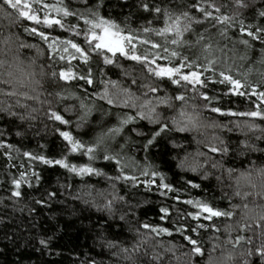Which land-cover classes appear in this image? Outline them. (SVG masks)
<instances>
[{
  "label": "trees",
  "instance_id": "1",
  "mask_svg": "<svg viewBox=\"0 0 264 264\" xmlns=\"http://www.w3.org/2000/svg\"><path fill=\"white\" fill-rule=\"evenodd\" d=\"M63 2L70 11H83L85 7L94 5L96 0H87V4L85 0ZM151 2L160 4L161 0ZM193 2L194 0H164V3L171 7L191 5ZM248 2L250 7L243 11V15L247 18L246 22H253L251 20L253 14L264 9V0ZM215 3L222 5L223 11L232 10V0H215ZM140 4L141 0H104L101 13L118 23H126L135 30L152 19L143 12ZM15 15V12H11L7 7L0 8V89L15 92L13 96L2 95L6 100L5 105L10 104L12 110L18 113L30 112L35 119L20 120L0 111V132H3L0 138L14 145L21 153L31 151L47 157H59L62 144L57 128L71 130L77 137L89 140L101 126L115 125L117 113L121 111L134 113V110L108 105L106 101L96 97L90 100L89 97L94 91H102V86H96L99 80H96L95 75L94 85H85L83 82L77 85L72 81L53 80L50 73L54 70L59 71L60 65L53 66L47 45L38 36L24 29L36 27L38 31H46L51 36L61 38L70 37L71 34L58 27L50 29L46 25H37L23 18L17 20ZM76 22L73 17L65 18V23ZM153 26L161 25L153 20ZM194 27L197 31L203 30L202 26ZM229 35L237 38L240 34L233 28L230 29ZM77 39L79 42L82 38ZM251 43L252 48L248 51V59L242 62L241 71L253 68L249 79L255 83L259 79L257 72L264 71L260 63L262 55L260 50L264 48V43L261 41ZM237 48L243 53L242 47L237 45ZM118 63L123 69L130 71V76L121 74L120 68L103 66L105 75L102 79L117 80L125 88L129 86L133 77L137 84H155L150 74L145 71V67L138 63L126 58L120 59ZM93 72L96 73L95 67ZM210 87H216L220 93L227 91L223 86ZM63 88L74 92L76 96L71 98L65 96L63 101H58L55 93ZM130 91L140 98L136 103L143 102L144 97L141 95L143 89L133 87ZM190 92L191 89L188 90V93ZM168 93L175 94L173 88H168ZM25 95L28 99H24ZM46 97L53 100L50 107L60 111L65 119L71 122L70 126H62L60 122H53L47 118L46 113L50 107H41V102ZM77 97H82L85 103L94 106L79 129L75 128L81 115L80 100ZM18 100L20 103H17ZM194 103L197 104V110L193 113L196 117V126L191 131L171 137L179 147H173L170 142L166 146L158 145L151 149L147 157L158 171L165 174V182L177 190L167 195L162 194L165 190H158L159 179L157 184L151 187L133 186L124 181H111L103 176L80 177L62 167L38 163L34 164V168L40 174L39 184L33 183L31 188L22 186V196L13 199L9 191L8 173H15L16 169L10 166L6 157L0 155V264H90L92 258L102 261L103 264H206L210 257L217 260L230 259L233 247L242 253L236 264H245V261H249L250 264H264L257 255V249L264 248V231H261L258 225L245 227L240 224L237 228L241 217L247 218L260 205H264V190L260 184V181H264V118L225 114L228 110L237 113L255 110V97L249 99L221 94L218 100L203 110L201 100L197 99ZM212 107H219L222 112L213 113L210 110ZM33 108H38L39 111H31ZM65 108L70 110L65 112ZM109 110L113 114L105 115L104 113ZM158 110L163 111L165 116L170 114L163 108ZM133 126L144 133L153 127L147 121H139ZM125 132L127 133V129ZM130 135L136 141V145L126 154L143 164L145 154L138 147L141 138L134 133ZM214 138H223L230 145L229 154L216 168H213L212 164L220 158L208 160L207 165L202 167L207 154L198 153H206L205 146L212 143ZM120 142L123 143L122 140ZM3 151L4 149H0V153ZM185 156H187L185 163L197 167L199 173L177 166L179 160ZM18 159L20 158L13 163ZM70 160L78 164L87 162L86 157L79 156L70 157ZM94 166L103 169L108 177L117 174L107 161L98 160ZM228 168L232 169L230 173L227 171ZM204 173L209 174L207 179L204 178ZM185 181L200 184V188L193 189ZM49 193H56V196L50 197ZM114 194L123 197L122 200L114 201L112 217L108 221L115 223L117 227L101 229L96 222L101 217H107L108 212H98L97 206L102 207L106 199H112ZM175 195H180L181 201L175 200ZM189 198L201 199L213 207L231 210L234 213L232 217L214 218L219 232L215 228H206L188 233L194 239H198L205 250L202 258L192 256L188 242L181 238L183 234L176 231L181 224L195 226L186 215L196 210L194 205L182 202ZM165 207L170 211L166 219H161L160 217L165 214L160 209ZM120 216H124V220H120ZM200 222L212 224V221H205L203 217ZM144 223L153 227L168 228L171 235L163 233L155 236L148 233L142 227ZM185 231L187 232V227ZM241 235L244 240L236 245V238ZM210 237L212 239H209ZM41 239L48 241L47 247L39 243ZM141 240L143 242L140 249L132 252L133 245ZM108 241L116 243L117 247L109 249L106 246ZM172 246H175L174 252H169L168 249ZM121 247L129 249L130 259H125L123 253L119 256L112 255L113 252H119ZM154 255L159 259H154Z\"/></svg>",
  "mask_w": 264,
  "mask_h": 264
},
{
  "label": "snow or ice",
  "instance_id": "2",
  "mask_svg": "<svg viewBox=\"0 0 264 264\" xmlns=\"http://www.w3.org/2000/svg\"><path fill=\"white\" fill-rule=\"evenodd\" d=\"M87 4V0H85ZM104 6V0H96L92 6L85 7L83 11H70L63 0H0V8L7 7L11 12H15L17 20L21 18L26 21L35 22L37 25H46L50 29L58 27L71 34L70 37L61 38L60 36H51L46 31H38L36 27L25 28L26 32L38 36L41 41L47 45L50 60L55 65H60L59 71H52L50 76L53 80L63 82H75L79 85L83 82L85 85H94V75L99 80L97 87L102 86V91H94L89 99L93 97L104 100L108 105H115L121 109L132 111L117 113V123L113 126H101L99 131L95 132L89 140H83L73 134L71 130H61L57 128L61 138V152L59 157H47L43 154H34L31 151L20 152L14 145L7 143L0 138V149H4L3 155L7 158L10 166L16 169L15 173L9 172V191L13 199L22 196V186L31 188L33 183L39 184L40 174L35 171L34 164H43L46 166H59L71 174L80 177L103 176L111 181H124L133 186L143 185L151 187L160 183L158 190H165L162 194L176 192L173 185L165 182V174L158 171L157 167L148 160L151 149L158 145L166 146L172 143L173 147H179L171 137L179 133L191 131L195 127L196 117L193 113L197 110V99L202 101V110L209 108L210 104L218 100L220 95H235L239 97H255V110L246 112H232L228 110L225 114L264 118V71H258L259 79L254 83L249 79L253 68L241 71L242 62L248 59V51L252 48L251 41H261L264 43V9L254 13L251 17L253 22H246L243 11L249 9L248 0H232L231 11H223L222 5L215 3V0H194L191 5L182 4L176 7L168 6L161 0L160 4L152 3L151 0H141L140 7L143 12L152 17L147 20L145 25L133 30L126 23H118L116 20L106 17L101 13ZM196 13L197 15H193ZM73 17L75 24L65 23V18ZM257 17L259 20L257 21ZM153 20L158 25L153 26ZM82 22V24H81ZM207 24V27H203ZM194 25L202 26V31H197ZM235 28L240 34L233 38L229 35L230 29ZM191 36L192 38H187ZM77 38H82L79 42ZM237 45L244 49L239 52ZM36 47L35 45H30ZM39 51V50H38ZM260 63L264 67V48H261ZM126 58L131 62H136L145 67V71L150 74L153 83H140L133 77L130 79L127 88L122 87L117 80H104V67L113 66L121 69V74L130 76V71L125 70L118 63L120 59ZM75 62V64L73 63ZM96 68L94 74L93 68ZM167 85V87H165ZM214 86H223L227 91L220 93ZM136 87L143 89L141 95L144 97L142 103H136L139 97H136L130 89ZM168 88H173L174 95H169ZM110 89L112 91H110ZM191 92L188 93V90ZM87 90L85 89V92ZM212 95H209V93ZM163 93V95H161ZM187 93V94H186ZM0 94L5 96L15 95L14 91H4L0 89ZM51 95V93H50ZM58 101H63L65 96L71 98L76 96L74 92L67 88L61 89L55 93ZM150 97V98H149ZM24 99H28L27 95ZM80 100L81 115L75 124L79 129L85 123L88 115L94 106H90ZM17 103H20L18 100ZM179 105V107H177ZM163 108L170 114L165 116ZM70 109L65 108L67 112ZM213 113H221L219 107L210 109ZM0 111L8 115L18 117L20 120L28 118L35 119L31 113H18L12 110V106L0 105ZM113 114L111 110L104 113ZM48 119L53 122H60L62 126H70L71 122L65 119L60 111L51 107L46 113ZM139 121H147L153 127L149 128L147 133L138 129ZM127 129V133L125 132ZM140 137L139 149L145 154L144 163L141 164L133 156H128L127 151L136 145L132 139V134ZM19 135V133H17ZM3 132H0V137ZM123 141L121 143L120 141ZM243 143V142H241ZM207 159L203 166H206L208 160H216L212 164L216 168L230 151V145L223 138H214L212 143L207 144ZM86 157L85 163H73L70 157ZM17 162L13 163L14 160ZM27 158V160L23 159ZM187 156L178 162L181 169L190 170L193 173H199L197 167L185 163ZM98 160L107 161L108 164L116 170L117 174L108 177L103 169L95 167ZM222 166V165H221ZM227 171L230 173L231 168ZM130 172L132 174H130ZM208 173H204L207 179ZM140 177H143L141 180ZM191 188H200V184L192 181H185ZM50 197H55L56 193H49ZM118 194H114L112 199H106L105 204L97 206L98 212H108L107 217H101L97 224L101 229L116 228L115 223H109L113 213V203L116 200H122ZM174 199L181 201L180 195H175ZM87 203V201H85ZM186 205H194L195 211L188 212L187 219L194 223V227L181 224L176 231L182 233V239L188 242L191 254L195 258H202L205 250L201 247L198 239H194L188 233L199 232L206 228L216 227L214 218L232 217L234 213L231 210H221L213 207L201 199L189 198L182 201ZM45 203V201H38ZM164 213L161 219H166L170 211L169 208H161ZM205 221H212L211 225L200 222L201 218ZM124 220V216H120ZM142 227L148 233L160 236L163 233L171 235L168 228L153 227L144 223ZM187 227V232L185 231ZM209 239H212L210 237ZM244 237L238 236L235 244L238 245ZM142 240L133 245L132 252L140 249ZM41 245L47 247L48 241L41 239ZM106 246L109 249L116 248L117 244L108 241ZM175 246L168 249L174 252ZM215 244H213V250ZM124 254L125 259H130L129 249L121 247L119 252H113V256ZM257 255L264 261V248L257 249ZM154 259L159 257L154 255ZM90 264H103L92 258Z\"/></svg>",
  "mask_w": 264,
  "mask_h": 264
},
{
  "label": "clouds",
  "instance_id": "3",
  "mask_svg": "<svg viewBox=\"0 0 264 264\" xmlns=\"http://www.w3.org/2000/svg\"><path fill=\"white\" fill-rule=\"evenodd\" d=\"M6 100L2 98V94H0V105H5ZM53 104V100L49 98H45L44 101L41 102V107L46 108L50 107ZM31 111H39L38 108H33ZM261 188L264 190V181H260ZM243 224L245 227H248L250 225H258V227L261 229V231H264V205H260L256 211L248 216L247 218L241 217V219L237 223V228H239V225ZM242 255V253L239 251V249L233 247L231 248V257L230 259L224 260L220 259L217 260L215 258L210 257L206 264H236L237 258ZM245 264H250L249 261H245Z\"/></svg>",
  "mask_w": 264,
  "mask_h": 264
}]
</instances>
